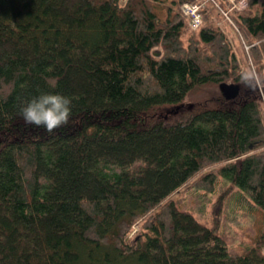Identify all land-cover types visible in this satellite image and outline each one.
Here are the masks:
<instances>
[{"label":"trees","instance_id":"obj_1","mask_svg":"<svg viewBox=\"0 0 264 264\" xmlns=\"http://www.w3.org/2000/svg\"><path fill=\"white\" fill-rule=\"evenodd\" d=\"M186 2L0 0V264H264V228L231 249L178 199L264 213V0L230 12L248 70ZM42 91L73 100L51 133L20 114Z\"/></svg>","mask_w":264,"mask_h":264},{"label":"rangeland","instance_id":"obj_2","mask_svg":"<svg viewBox=\"0 0 264 264\" xmlns=\"http://www.w3.org/2000/svg\"><path fill=\"white\" fill-rule=\"evenodd\" d=\"M219 1V0H218ZM229 7L225 9L229 12H236L245 9L248 5L247 0H228ZM216 14V13H215ZM225 16L224 19H220L218 24L223 26L235 45L238 57L241 59L242 69H247L246 60L244 55H247L248 48L250 46L242 43V36L237 30V26L233 23V18L231 16ZM232 18V19H231ZM226 20V21H224ZM161 56L162 51L157 53ZM235 187L230 190V194H225V201L223 202V209L219 213V220L215 218L213 214V209L216 201L218 200L219 190L214 193H206L205 191H199L196 195L195 193H184V191L178 194V199H180V205L184 209L192 213L198 220L207 226L214 228L217 233H225L228 237V245L231 249L242 250L243 246H247L248 243L256 238V236L264 228V213L257 212L255 214L249 215L247 213V208H243L238 202V193L235 191ZM183 201V204L181 203ZM220 212V211H219ZM135 232L138 230L136 226Z\"/></svg>","mask_w":264,"mask_h":264},{"label":"clouds","instance_id":"obj_3","mask_svg":"<svg viewBox=\"0 0 264 264\" xmlns=\"http://www.w3.org/2000/svg\"><path fill=\"white\" fill-rule=\"evenodd\" d=\"M246 73L244 79H248ZM73 100L60 92L42 91L26 99L20 114L28 124L43 126L49 133L69 122Z\"/></svg>","mask_w":264,"mask_h":264},{"label":"built area","instance_id":"obj_4","mask_svg":"<svg viewBox=\"0 0 264 264\" xmlns=\"http://www.w3.org/2000/svg\"><path fill=\"white\" fill-rule=\"evenodd\" d=\"M202 5L197 3H187L183 6V11L190 17V26L192 29H197L202 23L201 15Z\"/></svg>","mask_w":264,"mask_h":264},{"label":"water","instance_id":"obj_5","mask_svg":"<svg viewBox=\"0 0 264 264\" xmlns=\"http://www.w3.org/2000/svg\"><path fill=\"white\" fill-rule=\"evenodd\" d=\"M220 89L227 100L235 99L240 94V85L222 83Z\"/></svg>","mask_w":264,"mask_h":264},{"label":"bare ground","instance_id":"obj_6","mask_svg":"<svg viewBox=\"0 0 264 264\" xmlns=\"http://www.w3.org/2000/svg\"><path fill=\"white\" fill-rule=\"evenodd\" d=\"M242 11V10H241ZM230 16V15H229ZM232 19V18H231Z\"/></svg>","mask_w":264,"mask_h":264}]
</instances>
